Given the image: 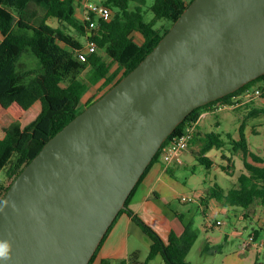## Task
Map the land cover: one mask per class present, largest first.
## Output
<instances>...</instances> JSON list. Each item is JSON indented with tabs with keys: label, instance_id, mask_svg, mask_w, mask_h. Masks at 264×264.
<instances>
[{
	"label": "water",
	"instance_id": "1",
	"mask_svg": "<svg viewBox=\"0 0 264 264\" xmlns=\"http://www.w3.org/2000/svg\"><path fill=\"white\" fill-rule=\"evenodd\" d=\"M264 75V0H192L147 56L53 135L0 202V264H89L164 141Z\"/></svg>",
	"mask_w": 264,
	"mask_h": 264
},
{
	"label": "trees",
	"instance_id": "2",
	"mask_svg": "<svg viewBox=\"0 0 264 264\" xmlns=\"http://www.w3.org/2000/svg\"><path fill=\"white\" fill-rule=\"evenodd\" d=\"M82 1L0 0V31L4 36L0 43V202L16 177L46 142L133 70L192 2L103 0L100 4L108 6L112 15L104 18L92 14V19L89 20L81 19L77 14ZM88 1L90 0H86ZM50 17L56 18L59 25L49 23ZM93 21L95 26L92 27ZM71 30L81 33L87 42L95 41V50L85 53V57L81 58L80 53L85 51L86 43L76 38ZM136 33L141 35L142 40L135 37ZM27 49L39 59V69L25 67L22 57ZM89 66L93 73L88 82L80 75ZM100 81L98 91L85 101L88 89ZM252 85L264 89V75L233 93L195 108L164 141L127 199L128 208L122 209L119 214H134L135 221L152 240L150 253L146 262H141V251L135 249L127 259L120 260L119 264H148L159 255L168 264H193L187 260L197 237L191 227L187 226L182 234L171 231L166 241L129 208L137 187L152 166L161 160L163 147L185 133L193 123H197V128L190 144L202 142L198 157L203 163L211 167L216 162L207 152L213 148H224L232 140L237 145L235 150H242L245 165V170L238 177L237 187L226 189L216 182L201 194L204 212L211 200L247 209L255 203L264 205V158L249 147L245 121L240 126V139L228 136V141L223 134L217 132L202 136L198 128L204 112L220 102H232ZM262 112L264 106H254L249 114L258 115ZM222 157L227 162L218 163L220 167L233 173V153H223ZM245 215L248 216L249 213ZM258 235L259 230H256L254 240ZM103 241L89 264H94ZM249 248L250 244L247 246ZM101 264H111V261L103 260Z\"/></svg>",
	"mask_w": 264,
	"mask_h": 264
},
{
	"label": "rangeland",
	"instance_id": "3",
	"mask_svg": "<svg viewBox=\"0 0 264 264\" xmlns=\"http://www.w3.org/2000/svg\"><path fill=\"white\" fill-rule=\"evenodd\" d=\"M90 1L102 3L103 0ZM85 2L86 0L79 5L78 15L81 19L85 18ZM49 23L55 26L59 25L54 17L49 18ZM70 32L82 42L88 43L81 33L73 30ZM22 62L28 69L41 67L39 59L29 49L25 51ZM92 73L93 69L89 66L82 71L80 76L89 82ZM100 84L101 81L92 84L85 95V101L98 90ZM255 85L250 86V88H255ZM254 106H264V95L237 108H227L220 112L205 114L202 120L200 119L199 126L202 136L209 132H217L223 134L227 141L229 140L228 136L240 139V126L245 121V133L249 147L264 158V112L258 115H250V109ZM201 144V141L190 144L183 155L184 163L176 167L171 174L173 177L171 180L178 187V191H173L165 184L161 197H153L154 203L157 204H155V208L153 205L149 212L146 211L149 220L144 219V221L150 224L166 241H168L171 231L182 234L187 226L191 227L197 237L187 255V260L193 264H264V222L263 224L260 222L259 215L261 212H258L257 215L253 214L254 208L259 206L253 207V212L251 209L248 216H245L244 213L249 210L241 206H236L240 212L238 216L226 210L218 213H213L210 210L207 216L199 202L200 199L186 202L181 199L183 195L198 196L203 188L208 189L216 182L226 189L237 187L238 177L245 170L243 152L242 150H235L237 145L232 140L224 148H213L207 152V155L212 156L216 162L211 167H208L198 157ZM223 153L227 155L233 153L235 169L231 174L224 171L218 164L227 162L223 160ZM121 215L114 225L117 224ZM261 217H264V213L261 214ZM217 220H220L221 224H217ZM256 230H259V235L256 240H250ZM130 233V251L140 249V261L146 262L152 243L150 236L141 227L139 233L136 232L135 228H132ZM247 241L251 242L249 249H246L244 245ZM120 260L122 259H110L111 264H119ZM148 264L168 263L159 255L150 260Z\"/></svg>",
	"mask_w": 264,
	"mask_h": 264
},
{
	"label": "crops",
	"instance_id": "4",
	"mask_svg": "<svg viewBox=\"0 0 264 264\" xmlns=\"http://www.w3.org/2000/svg\"><path fill=\"white\" fill-rule=\"evenodd\" d=\"M79 10L80 9L78 6L77 14L79 13ZM135 37L138 40H142L141 35L137 33L135 34ZM3 38L4 36L0 31V43L2 42ZM207 113L209 112L206 111L202 114L201 120L204 117V115ZM200 122H199V126H200ZM180 165L181 164H173V165L168 166L162 160L157 161L152 166V168L149 170V172L147 173L145 178L142 180V182L139 184V186L137 187L135 193L133 194L130 200L129 208L135 214H138L140 217H142L143 220L145 219L148 221L149 219H148V214L146 213V211L149 212L153 205L155 208V204L157 203H154L153 197H161V192H163V188L165 184L168 185L173 191L175 192L178 191V187L171 180V178L173 179L171 174L173 173L174 169L176 167H179ZM206 190L207 188H203L200 193L204 194ZM166 197H169V196H166ZM199 202L201 206L203 207L201 200ZM255 206H259V207L256 209L254 208V212H253V207ZM251 209L254 215H257L258 212H261L259 217H260L261 224H263L264 217H261V214L264 213V205L255 203L254 205L250 206V208H248L249 211L246 213H251ZM210 210L213 213H218L219 211L226 210L235 216L240 215V212H238V209L236 206L224 205L221 202H218L216 200H211L210 206L206 209V212H205L207 216ZM246 213H244V215ZM133 215L134 214H130L128 212H124L121 215L117 224L113 226V228L108 233V236L103 241V244L99 249V252H98V255L96 257L94 264H101L103 260H110L112 258H115V259H127L128 258V256L131 253L130 245H129V238L131 237L130 231L132 228H135L136 232L139 233V229L141 227L138 222L136 223ZM249 244L251 246V242Z\"/></svg>",
	"mask_w": 264,
	"mask_h": 264
},
{
	"label": "built area",
	"instance_id": "5",
	"mask_svg": "<svg viewBox=\"0 0 264 264\" xmlns=\"http://www.w3.org/2000/svg\"><path fill=\"white\" fill-rule=\"evenodd\" d=\"M86 4V12H85V18L91 20L92 14L100 15L104 18H109L112 15L111 9L106 6L102 5L97 2L88 1ZM91 26H95L94 21L91 23ZM96 48V42L89 40L86 44V49L84 52L80 53V57L84 58L85 53L94 51ZM264 94V89L260 86H256L255 88H246L238 97H236L232 102H220L216 105H214L212 108L208 110V112L216 113L220 112L221 110L227 109V108H237L242 105L248 104L258 98H261ZM202 117V116H201ZM197 128V123H193L187 127V130L185 133H183L181 136H178L174 138L170 143L165 145L163 147L161 160L168 166L173 164H182L184 163L183 155L184 152L188 149L191 140L194 136V132ZM163 146V145H162ZM161 146V148H162ZM201 194L198 196H191V195H183L181 199L183 201H195L197 199H200ZM217 224H221V221L218 220ZM250 240H254V235L250 237ZM250 243V241H247L244 245L247 247V245Z\"/></svg>",
	"mask_w": 264,
	"mask_h": 264
},
{
	"label": "clouds",
	"instance_id": "6",
	"mask_svg": "<svg viewBox=\"0 0 264 264\" xmlns=\"http://www.w3.org/2000/svg\"><path fill=\"white\" fill-rule=\"evenodd\" d=\"M11 245L7 241H0V260L7 261L10 259Z\"/></svg>",
	"mask_w": 264,
	"mask_h": 264
}]
</instances>
